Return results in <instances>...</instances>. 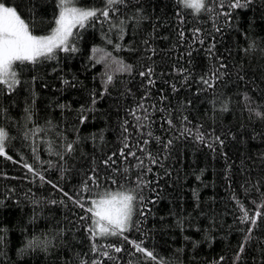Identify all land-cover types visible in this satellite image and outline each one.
I'll list each match as a JSON object with an SVG mask.
<instances>
[{
  "label": "trees",
  "instance_id": "trees-1",
  "mask_svg": "<svg viewBox=\"0 0 264 264\" xmlns=\"http://www.w3.org/2000/svg\"><path fill=\"white\" fill-rule=\"evenodd\" d=\"M4 2L35 35L55 27L58 0ZM219 2L125 0L73 29L77 51L16 62L21 83L0 86V264H264V0ZM114 190L136 197L131 227L93 236L87 209Z\"/></svg>",
  "mask_w": 264,
  "mask_h": 264
},
{
  "label": "snow or ice",
  "instance_id": "snow-or-ice-1",
  "mask_svg": "<svg viewBox=\"0 0 264 264\" xmlns=\"http://www.w3.org/2000/svg\"><path fill=\"white\" fill-rule=\"evenodd\" d=\"M78 0H58L57 7L59 8V14L55 17V27L52 28L48 35H34L33 30L30 29L29 23L26 22L18 13L17 8L8 6L4 0H0V86H6L8 91H14L16 86L21 82L18 79V74L14 69L16 62H31L36 63L41 59H52L57 50L63 52H75L77 49L74 45L69 44V38L73 35V29L79 27H85L86 23L90 20L103 16L105 20L110 19L109 11L116 12L118 9L114 7L117 4H123L125 0H105V7L103 9H84L78 7H72L70 4L77 3ZM215 2V0H214ZM180 3L185 7L194 10L199 13L201 11H212L211 7L207 6V0H180ZM224 0H220L219 7L224 8ZM239 0L235 3L229 4L230 8L244 7ZM228 15V13H224ZM196 31H199L197 29ZM183 36V33H181ZM119 47L118 45L116 46ZM102 50L94 48L93 58L97 52ZM107 57H111V53H105L97 60V63L104 61ZM113 63L117 64V71H131L130 66H126L122 61H116L113 58ZM151 73V69L148 70V74ZM141 75H145L141 72ZM203 83L211 87L209 81L201 78ZM113 80L111 75L107 76L105 85L110 84ZM151 83V81H149ZM67 83V81H65ZM2 90V89H0ZM95 102V101H93ZM143 107V105H141ZM257 116H264V114L257 112ZM137 120L140 117H136ZM146 118V117H145ZM83 123V119L81 120ZM171 124V120L168 121ZM39 131V130H37ZM127 131V129H125ZM198 140H203V134H198L196 137ZM7 139V133L5 130L0 129V155H5V140ZM158 139V138H157ZM219 141V137H216ZM144 143H147L145 141ZM222 144L223 141H220ZM171 144V141H168ZM68 150H72V145L69 144ZM128 145L125 144V148ZM121 156L124 155L123 149L121 150ZM129 155L135 156V153L130 152ZM11 159V157H8ZM143 162L141 161V164ZM155 163V160H153ZM32 171L30 165H25ZM43 179V177H41ZM83 191H88L87 185H85ZM67 195V193H65ZM71 199V197H69ZM136 197L128 192H106L100 199L92 200V207L87 209V212L92 214L94 228L90 229L93 236H107V235H123V233L130 229L133 216V201ZM142 199V197H141ZM80 207H84V204L80 200L75 201ZM240 210L243 212L241 222H250L254 227L257 224V219L261 217V212L257 210L252 216H249L248 210L244 206L240 205ZM249 232L252 231L250 227ZM2 239V238H0ZM125 239H127L125 237ZM248 239V237H246ZM32 242H30L31 245ZM136 251L142 252L146 257L155 261L157 258L151 251L141 247L140 244H136L134 241ZM113 247L116 252H120L122 249ZM92 251H98V248L93 244ZM240 251L243 252V245L240 247ZM104 256H108V252L102 253ZM239 259V254L236 257ZM223 259V258H221ZM84 264V262H82ZM92 264H101L98 260H93Z\"/></svg>",
  "mask_w": 264,
  "mask_h": 264
},
{
  "label": "rangeland",
  "instance_id": "rangeland-1",
  "mask_svg": "<svg viewBox=\"0 0 264 264\" xmlns=\"http://www.w3.org/2000/svg\"><path fill=\"white\" fill-rule=\"evenodd\" d=\"M73 7V6H72ZM88 9V8H87ZM35 35V34H34ZM43 35H48V34H43ZM119 191H122V192H127V191H124V190H114V191H109V192H119ZM101 197V196H100ZM100 197H98V198H95V199H93V200H98V199H100Z\"/></svg>",
  "mask_w": 264,
  "mask_h": 264
}]
</instances>
